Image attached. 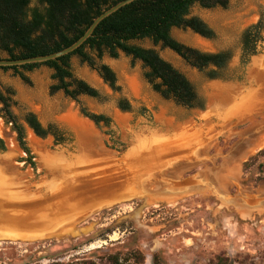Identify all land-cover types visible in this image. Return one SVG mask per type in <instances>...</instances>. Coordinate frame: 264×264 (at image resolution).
<instances>
[{
    "label": "rangeland",
    "instance_id": "1",
    "mask_svg": "<svg viewBox=\"0 0 264 264\" xmlns=\"http://www.w3.org/2000/svg\"><path fill=\"white\" fill-rule=\"evenodd\" d=\"M226 4V7L211 8L196 4L190 9L191 15L201 18L213 30L212 38L202 37L189 29H171V35L186 46L213 53L227 51L230 57L222 69L212 67L199 71L168 48L149 40L134 41L137 45L154 49L162 59L183 73L201 98L202 108H186L162 97L145 79L147 69L142 63L124 54L117 58L107 55L101 58V62L108 64L116 74L119 89L115 91L78 56L70 58L74 77L86 81L99 92L98 97L81 95L78 102L64 96L62 91L50 92L49 86L54 80L50 77L51 69L46 66L24 71L28 81H23L10 69H0V90L3 94L7 88L13 90L10 110L24 126L25 141L34 162L32 167L24 161L26 154L0 111V137L4 144L3 135L11 137L14 145L9 149L5 144L6 149L0 151V155L7 151L13 153L8 162L2 163L3 169L16 183L31 185L32 190L46 178V170L36 162L34 151L59 149L75 153L78 141L90 138L96 141L97 148L113 156L130 147L136 134L151 130L171 133L180 125L188 131L204 129L200 137L204 143L195 151H204L197 160L206 162L181 169L174 175L175 179L197 176L204 165L220 170L224 159H231L232 163L236 160L237 165L235 175L225 176L228 186L222 191L210 193L214 188L211 183L205 186L206 181L199 184L200 187L192 185L176 192L167 190L168 184L162 183L153 195L165 194L168 199L148 198L146 189L147 193L64 222L57 227H66L64 233L56 232V228L40 238H0V264L81 261L113 264L114 257L122 264H137L139 256L143 257L142 264H151L154 254L163 264H264V139L251 152L240 153L264 130L249 134L248 124H242L235 127V134L226 138L221 127L206 133L213 120L203 116L208 114L207 85L244 84L251 60L264 53V0H227ZM254 25L257 26L252 30L256 32L252 46L254 52H245L244 32ZM0 57H4L1 52ZM211 69L216 70V78L207 76ZM119 99L126 100L130 109H119ZM81 104L91 112L110 117V125H95L80 113ZM28 111L33 112L43 126L56 125L64 132L66 140L55 144L51 135L45 138L36 136L22 121L23 114ZM73 117L87 120L93 135L87 137L79 130ZM222 174L228 173L222 168Z\"/></svg>",
    "mask_w": 264,
    "mask_h": 264
},
{
    "label": "trees",
    "instance_id": "2",
    "mask_svg": "<svg viewBox=\"0 0 264 264\" xmlns=\"http://www.w3.org/2000/svg\"><path fill=\"white\" fill-rule=\"evenodd\" d=\"M118 1L120 0H0V52L4 54L0 59L27 58L59 51L79 38L94 17ZM226 3L227 0H135L101 20L92 35L73 52L45 62L0 69H10L23 81H28L24 71L46 66L51 69L50 77L54 80L49 86L50 92L62 91L64 96L78 102L81 95L98 97L99 92L86 81L74 77L70 58L73 55L78 56L81 62L96 71L103 82L115 91L119 89L116 74L108 64L101 62V58L103 55L117 58L124 54L142 63L147 69L145 79L162 97L172 99L186 108H202L201 98L183 73L162 59L154 49L142 47L134 41L149 40L153 44L168 48L199 71L212 67L222 69L230 57L227 51L213 53L186 46L171 35V29H189L202 37L212 38L213 30L201 18L191 15L190 9L196 4L211 8L226 7ZM254 29L257 26H250L244 32L245 52H254ZM215 69L208 70L209 78L218 76ZM12 94L11 88L6 89V94L0 90L1 115L15 132L16 140L26 154L24 161L33 167L32 155L25 141L24 126L10 110ZM117 106L123 111L130 109L129 103L123 99H119ZM79 107L80 113L95 125H110V117L91 112L82 104ZM22 121L40 138L51 135L55 144L66 140L64 132L56 125L43 126L31 111L23 114ZM5 149L4 141L0 137V151ZM137 259V264L143 263L142 256ZM112 263L122 264L116 257ZM46 264L94 263L81 261ZM151 264L163 263L154 254Z\"/></svg>",
    "mask_w": 264,
    "mask_h": 264
},
{
    "label": "bare ground",
    "instance_id": "3",
    "mask_svg": "<svg viewBox=\"0 0 264 264\" xmlns=\"http://www.w3.org/2000/svg\"><path fill=\"white\" fill-rule=\"evenodd\" d=\"M206 89H207V99H208V114H204L203 116H207L213 120V122L209 125V128L206 133H208V131L211 129H216L218 127H221L222 129H224L225 135L223 134V136H226V138H230L231 135L236 133L234 131L235 127L242 124H248L246 127L249 131V134H254L256 132H260L261 130H264V53L257 57H254L251 60L247 68L246 81L244 82V84L232 85V84L211 83L207 85ZM69 117L72 116L69 115ZM73 119L78 125L79 130H81L87 137L88 134L90 136L93 135V130L87 120H78L75 119L74 117ZM182 127L183 126L181 125L175 126L171 133L168 130H167L168 132L165 133L162 132L158 133V131L151 130L146 134H136L134 137L132 136L133 139L130 145L131 147L129 148L125 156L129 158L132 156L131 157L132 160L136 159L137 158L136 156H141L143 158L142 155H139L140 153L150 154L151 151L155 150V145H156L155 143L166 139L167 136L181 137L186 133H192L195 131H198L194 135V137H196L195 138L196 144L201 145L204 143L203 141L199 142L200 140L199 136L202 135V130L204 129H193L191 131H188V129ZM260 133L261 134L258 136L257 140H253L252 143L251 142L248 143L250 146L248 145L249 147L246 148L245 150L244 148L242 149L243 152L242 151L240 152L241 155L244 154V152L246 151L251 152L254 146L257 147L263 143L264 131ZM3 138L5 140L6 146L9 149L14 147V145L12 144L11 137H7L3 135ZM209 138L210 136L208 137V139ZM250 138L249 141L251 140ZM95 142H96L95 140H92L90 138L84 140L81 139L77 143V148L75 153H71L68 155H64L60 151L48 152L46 151V149H43L42 151H38L39 153H37L38 154L37 161L38 162L47 161L48 165H51L52 168L55 165V163L64 162L66 160H73L72 165L75 164L78 165L83 163L87 164L98 160L103 161V160L115 158V154L112 156L109 153H104L103 151H101L99 147L97 148L96 147L97 144ZM40 146L42 145L40 144ZM178 149H183L185 152L183 150H178L175 151V153L181 151L184 152V154L181 155L180 157H177L178 160L175 158L173 159L174 161L170 160L166 162L163 168L160 170L158 169V166L162 165L163 163L157 165L154 164L153 166L149 167L144 172L145 174L138 173V175L137 174L133 175L125 172L122 175L120 174L113 175V176H108L107 178L105 176L96 179L97 182L95 183H89V184H97L96 186L89 187L87 186L88 185L87 184L81 190L78 191L77 189L75 194L78 193V196H80L79 197L80 200L88 201V200H98L104 198L109 199L110 197L113 198V197L128 196V195L131 196L134 194L138 195L141 194L142 191L143 193H147L146 192L147 189L148 190L147 194L149 195V196L147 195L148 198H153L155 200L156 199L163 200L166 198L168 199V196L165 194L161 196L157 194L153 195V193L157 191L156 188L160 187L162 183H167L168 187L172 186L171 184L174 185L180 183L193 184L195 185V187H200L199 184H202L203 181H206L205 186L208 183H211V185H213L214 190L212 189L210 193H215L217 190L221 189L222 191V189H225L228 186V183H226L225 176H228L230 174L231 175L236 174V166H237L235 165L236 160H233L232 163L231 159H224L220 166L221 167L220 170H218L217 168L214 169L209 168V166L204 165V168L197 174V176L193 175L188 178L182 177L181 179H177V178L175 179L174 175H176L178 171H180L181 169L188 167L189 165L195 164L197 162L199 163L206 162L201 159L197 160L199 158V155L205 153L204 151L196 152L197 150L196 151L194 150L187 152L186 151L187 148H184L182 145L179 146ZM12 154H13L12 151H7L5 155L0 156V182L2 181L1 180L2 178L1 171H3L2 163L8 162ZM238 157H236L235 159H237ZM222 168L223 171L227 172L228 174L220 175ZM53 170L56 171L55 168H53ZM144 175L145 177H143ZM64 176L67 178L66 175ZM63 182H66V180H64ZM189 187H191V185ZM150 191L153 192L150 193ZM62 193L65 194L66 192H62ZM69 198L71 197L68 193L66 194V197L64 199L62 197L59 198L60 200H62V202L59 201L58 203L61 202L62 208H68L73 206L71 202L72 199ZM56 211L62 212L58 210ZM65 228L66 227L63 228L61 227L60 229L57 228L58 230L56 232L60 231L64 233ZM6 236H12V235L8 234Z\"/></svg>",
    "mask_w": 264,
    "mask_h": 264
},
{
    "label": "water",
    "instance_id": "4",
    "mask_svg": "<svg viewBox=\"0 0 264 264\" xmlns=\"http://www.w3.org/2000/svg\"><path fill=\"white\" fill-rule=\"evenodd\" d=\"M132 1L135 0H120L102 11L99 15L94 17L83 34L69 46L47 55L19 59H0V67L18 66L28 63H40L71 53L76 48L81 46L85 40L92 35L93 30L101 20L117 11L124 5L131 3ZM197 132L198 131L186 133L181 137L167 136L166 139L155 143L156 145L153 144L155 145V150L150 152V150H152L150 149V154L140 153L139 155H142L143 158L141 156L135 155L137 158L134 160H132V156L130 157L131 159L125 156L131 147L130 146L125 151L115 155L114 159H107L103 161L98 160L91 163H83L78 165L75 163V165H72L73 160H66L64 162L55 163V165L51 168V165H48L47 161L38 162V154L34 151L36 162L46 170L45 180L36 184V189L32 190L31 185L28 184L16 183L10 175L5 174L4 169L1 171L0 238H40L41 236H44V234H49L50 232L54 231L64 222L72 220L78 216L85 215L103 206L128 200L135 196L141 195L143 191L138 195L134 194L131 196L110 197L109 199L104 198L98 200L82 201L79 199L80 196H78V193L75 194V192L77 189L78 191L81 190L87 184L89 187L96 186L97 184L89 183H95L97 182L96 179L105 176L107 178L108 176L119 174L122 175L125 172L133 175H138V173L145 174L144 172L149 167L153 166L154 164L157 165L163 163L162 165L158 166V169L160 170L163 168L166 162L175 158L177 159V157H180L184 154L185 151L183 149H178L179 146L182 145L184 148H187V152L194 151L196 149V146L198 145L195 142L196 137H194V135ZM203 140L204 139L199 140V142ZM178 150H183L184 152L180 151L175 153V151ZM55 151H60L64 155L72 153L59 149L54 150L53 152ZM53 168H55L56 171H54ZM64 175H66L67 178ZM143 177H145V175ZM188 177L191 176H187L185 178ZM64 180H66V182H63ZM171 185L172 186H169L167 190L176 192L183 191L193 184L180 183ZM27 188L28 190H25ZM62 192L66 193L63 194ZM67 193L71 197L69 199H72L71 202L73 206L62 208V200L59 198L62 197L64 199ZM59 201L61 202L58 203ZM56 210L62 212H57ZM8 234L12 236H6Z\"/></svg>",
    "mask_w": 264,
    "mask_h": 264
},
{
    "label": "flooded vegetation",
    "instance_id": "5",
    "mask_svg": "<svg viewBox=\"0 0 264 264\" xmlns=\"http://www.w3.org/2000/svg\"><path fill=\"white\" fill-rule=\"evenodd\" d=\"M253 42V41H252Z\"/></svg>",
    "mask_w": 264,
    "mask_h": 264
}]
</instances>
